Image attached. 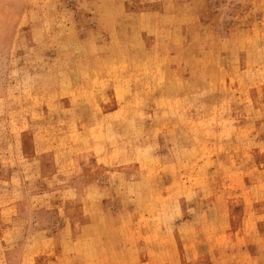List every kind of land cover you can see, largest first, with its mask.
Instances as JSON below:
<instances>
[{
	"label": "rangeland",
	"instance_id": "1",
	"mask_svg": "<svg viewBox=\"0 0 264 264\" xmlns=\"http://www.w3.org/2000/svg\"><path fill=\"white\" fill-rule=\"evenodd\" d=\"M0 264H264V0H0Z\"/></svg>",
	"mask_w": 264,
	"mask_h": 264
}]
</instances>
